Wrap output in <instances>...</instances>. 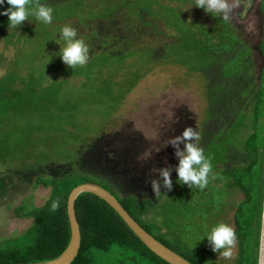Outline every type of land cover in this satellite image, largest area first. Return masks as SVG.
I'll list each match as a JSON object with an SVG mask.
<instances>
[{
	"label": "trees",
	"instance_id": "trees-1",
	"mask_svg": "<svg viewBox=\"0 0 264 264\" xmlns=\"http://www.w3.org/2000/svg\"><path fill=\"white\" fill-rule=\"evenodd\" d=\"M168 1L172 0H128L120 5H102L104 11L101 12L93 7L94 1L91 0H29L28 6L31 8L39 3L53 9L52 24L40 23L30 16V21H24L8 34L9 19L0 15V42H5V37L10 40L19 29L33 34L36 31L34 25L40 26L45 34L55 28L60 37L61 29L66 25L72 26L73 20L87 27L92 21L112 20L122 8L135 28L140 24L159 30L160 23L171 28L173 36L168 43L151 46L153 56L165 61L172 54L174 63L178 62L189 71L202 75L206 110L197 129L201 137L199 146L211 160L213 172L218 176L210 180L204 191L189 189L178 194L177 210H188L194 195L198 194L199 199L194 203L202 209L199 214L204 213L206 206L217 205L216 219L226 204L227 189H241L245 198L238 205L235 215L240 252L234 264H259L260 216L264 207V119L259 131L251 136L242 139V132L248 118L245 108L249 102L255 104V122L259 117L264 118V71L257 84L252 78V49L241 39L229 20L219 15H214L212 24L190 20L179 7L172 6ZM8 7L5 3L0 10ZM261 9L264 12V0H261ZM76 38L82 39L88 46L89 61L100 54L126 58L133 53L132 42L128 43L129 48L117 47L113 45L111 37L96 43L101 46L96 50L91 42H100L101 38L95 32L89 36L77 35ZM5 45L18 46L19 43L5 42ZM261 50L264 56V40ZM0 61L6 70L0 76V165L11 167L29 161L38 164L53 161L44 155L55 140L54 133L68 131L60 121V114L74 108L70 99L61 98L67 79L43 82L34 75L22 77L18 70L10 71L3 53H0ZM84 137L87 135L81 136L80 142ZM61 145L68 146L70 150L66 140ZM66 147L62 149L65 151ZM77 157V151H73L66 160L73 161ZM82 183L98 184L109 190L140 225L176 251V246L170 244L160 226L155 231L151 230L141 219L149 213L154 216L159 210L160 206L156 205L162 195L155 199L134 194L122 195L108 181L89 174H41L36 178L35 186L50 188V194L40 206L25 202L14 210L18 218L31 220V225L21 234L0 239V264H46L59 257L71 239L68 197L72 189ZM176 183L177 180H174L173 184ZM220 190L226 192L224 198L216 197ZM54 200H59L60 206L52 212L50 207ZM75 210L81 230V246L71 264H170L151 251L117 211L99 196L89 192L80 194L75 202ZM158 212L155 218L160 215ZM216 223H219L217 219ZM178 253L193 264H221L217 256L214 258L211 255L207 260H202L195 259L191 254L187 256L188 251Z\"/></svg>",
	"mask_w": 264,
	"mask_h": 264
},
{
	"label": "rangeland",
	"instance_id": "rangeland-1",
	"mask_svg": "<svg viewBox=\"0 0 264 264\" xmlns=\"http://www.w3.org/2000/svg\"><path fill=\"white\" fill-rule=\"evenodd\" d=\"M91 1H94L93 7L102 12V5H120L128 0ZM168 2L179 7L190 20H201L207 24L215 21L214 16L204 9L195 7L196 0ZM227 2L231 9L228 20L252 49V78L258 84L264 71L261 50L264 12L261 0ZM131 23L123 8L112 20L92 21L87 27L73 20L72 26L78 36H89L95 32L101 38L100 42H91L96 50L100 49L98 44L103 42L102 39L110 37L117 47L129 48V42L134 46L132 55L126 58L100 54L86 66L75 69L66 66L59 56L65 42L55 28L45 34L40 26L34 25L36 31L33 34L19 29L10 40L5 37L6 44L19 43L18 46H6L4 40L0 42V53L6 57L10 71L18 70L22 77L34 75L43 82L67 79L61 98L70 99L74 105L70 112L60 114V121L68 131L55 132V140H51L49 149L44 151V157L53 161L45 164L29 161L11 167L0 165V239L21 234L31 225V220L15 215L17 207L25 202L37 206L46 202L50 188L35 186V180L41 174H89L108 181L122 195L134 194L154 199L157 196L151 181L159 179L162 197L156 206H160L157 211L160 215L155 218L157 212L154 216L149 213L141 218L142 221L154 231L161 227L170 244L176 246L175 250L180 253L188 251L187 256L191 254L195 259L202 260H207L211 255L214 258L217 256L221 264H234L240 252L238 239L231 260L219 258L206 237L199 240L209 228L218 224L216 219L236 229L235 215L238 205L245 198L243 191L235 187L227 189L226 204L216 219L217 205L206 206L204 213L199 214L202 209L194 203L199 199L198 194L194 195L188 210L178 211V194L190 188L176 183L168 191L159 173L154 171L171 168L172 181L178 179L174 169L179 160L176 149L168 141L181 136L188 127L197 131L206 110L205 81L201 74L189 71L178 62L174 63L172 54L165 61L153 56L151 46L168 43L173 36L171 28L161 23L159 30L140 24L135 28ZM11 30L8 28L7 33L11 34ZM5 72L0 61V76ZM252 102L245 108L248 118L242 139L259 131L264 119L259 117L255 122V104ZM86 135L80 142L79 138ZM63 140L70 145V150L68 146L61 145ZM65 147L64 151L62 148ZM183 148L184 144H181L180 149ZM73 151H77V159L66 160ZM225 193L220 190L216 197L224 198Z\"/></svg>",
	"mask_w": 264,
	"mask_h": 264
},
{
	"label": "clouds",
	"instance_id": "clouds-1",
	"mask_svg": "<svg viewBox=\"0 0 264 264\" xmlns=\"http://www.w3.org/2000/svg\"><path fill=\"white\" fill-rule=\"evenodd\" d=\"M5 3L10 7L0 11V15L8 17L10 29L21 26L24 21L29 20L30 16H34L36 21L46 25L53 22V9L49 6L37 3L34 8H31L28 6L29 0H0V7H3ZM195 7L204 9L212 16L219 15L224 20L229 19L231 11L227 0H196ZM60 37L65 42V46L59 52L63 63L72 69L85 66L89 61V48L82 39L76 38L77 30L66 25L61 29ZM200 139L199 131L188 127L181 136L170 139L168 143L176 149L175 154L179 160L178 166L174 169L178 174L177 183L182 186L187 185L192 190L204 191L210 180H215L218 176L213 172L211 160L206 157L204 150L199 146ZM181 144H184L183 150L180 149ZM154 171L159 173L164 187L171 191L173 188L172 169L164 168ZM151 185L158 197L161 194L159 179L152 180ZM59 206V200L52 201L50 211H57ZM260 228L264 231V213L260 216ZM205 237L212 251L219 254V258L223 257L225 260L233 258V250L237 244L234 227L226 223H218L212 226L211 230L199 241L204 240Z\"/></svg>",
	"mask_w": 264,
	"mask_h": 264
},
{
	"label": "water",
	"instance_id": "water-1",
	"mask_svg": "<svg viewBox=\"0 0 264 264\" xmlns=\"http://www.w3.org/2000/svg\"><path fill=\"white\" fill-rule=\"evenodd\" d=\"M84 192L93 193L111 205L123 218L134 233L144 242V244L156 255L170 264H193L187 258L166 246L160 240L149 233L140 223L125 209L119 199L104 187L94 183H82L69 194L68 215L71 225V239L67 248L62 254L46 264H71L79 253L81 246V230L76 216L75 202L80 194ZM264 213V207H263ZM259 264H264V231H261Z\"/></svg>",
	"mask_w": 264,
	"mask_h": 264
}]
</instances>
